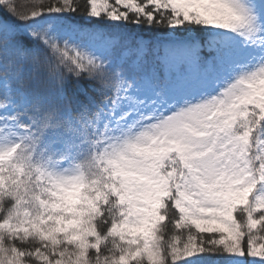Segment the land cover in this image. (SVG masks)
Listing matches in <instances>:
<instances>
[{
    "label": "snow or ice",
    "instance_id": "snow-or-ice-1",
    "mask_svg": "<svg viewBox=\"0 0 264 264\" xmlns=\"http://www.w3.org/2000/svg\"><path fill=\"white\" fill-rule=\"evenodd\" d=\"M0 264H264V0H0Z\"/></svg>",
    "mask_w": 264,
    "mask_h": 264
}]
</instances>
